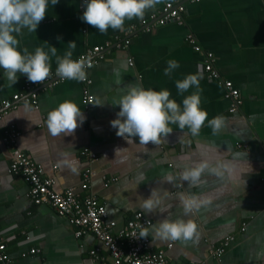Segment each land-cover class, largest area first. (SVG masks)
<instances>
[{"label": "crops", "instance_id": "0c3cea01", "mask_svg": "<svg viewBox=\"0 0 264 264\" xmlns=\"http://www.w3.org/2000/svg\"><path fill=\"white\" fill-rule=\"evenodd\" d=\"M167 2L185 5L183 23H160L151 17L162 14ZM82 15L79 0H59L55 6L49 4L36 32L23 29L18 36L21 49L48 51L55 46L60 57L69 50L68 42L75 41L73 59L94 46L111 45L86 69L95 96L90 106L83 101L82 81L66 79L36 90L37 108L32 101H19L0 120V232L10 264L111 261L92 232L76 236L78 228L68 218L27 197L28 183L8 171L10 155L16 151H25L41 163L46 174L56 179V190L72 186L81 196L96 195L118 225L136 211H143L152 225L166 218L193 219L198 240H165L155 235L152 225L145 229L151 248H164L172 264H264V0H165L147 11L143 20H126L124 30L109 28L106 33L84 22ZM191 34L203 50L213 53L221 78L239 89L241 103L234 110L223 84L203 74L206 56L188 40ZM126 39L127 45L114 44ZM169 60L180 66L166 76ZM57 66L56 57H51V68ZM198 69L201 107L208 120L223 118L217 133L206 120L195 136L187 127L170 124L172 133L162 136L159 144L141 145L138 137L128 144L116 135L111 122L120 107L115 103L130 86L167 89L182 107L183 99L196 89L180 94L176 82ZM17 75L18 82L9 87L0 68V102L29 93L24 87L26 75ZM64 100L76 102L86 119L73 135L53 137L47 114ZM10 127L19 132L14 144L4 140ZM85 148L96 159L83 155ZM200 163L208 165L200 183L192 185L181 178L186 169ZM86 170L90 178L84 190ZM151 193L155 206L148 212L143 204ZM182 197L194 198L198 207L185 213ZM229 235L233 239L218 258L213 251Z\"/></svg>", "mask_w": 264, "mask_h": 264}, {"label": "clouds", "instance_id": "9594fccd", "mask_svg": "<svg viewBox=\"0 0 264 264\" xmlns=\"http://www.w3.org/2000/svg\"><path fill=\"white\" fill-rule=\"evenodd\" d=\"M59 0H0V68L4 70V77L9 87L18 82V73L26 75L33 83H44L51 74V57H56V74L62 79L84 81L87 79V68L92 67L91 57L73 59L75 41L68 42L69 50L63 57L57 56V48L52 46L48 51L43 47H36L34 52L19 47L18 36L23 29L36 32L38 25L48 13L49 4L55 6ZM165 0H84L85 10L81 19L106 33L109 28L124 30L126 20H143L147 11L155 9ZM59 39V37H58ZM51 55H50V54ZM176 60H169L164 74L179 68ZM202 73L188 74L184 79L176 82L180 94L195 88L190 95L183 99L182 107L175 99L170 98L167 89L154 90L140 85L130 86L115 105L120 110L111 126L117 129L116 135L124 138L128 144L134 143L135 137L139 144H159L161 137H168L173 129L170 124H178L179 129L188 128L193 136L198 135L200 129L208 120L207 110L201 107L200 80ZM102 103L97 102L95 105ZM86 119L78 104L72 100L62 101L56 108L47 114V128L55 137L73 135L76 129ZM213 134L217 133L222 125L220 116L208 120ZM116 149V154L117 150ZM208 167L200 163L186 169L181 178L192 185L201 182L202 173ZM152 193L144 200L143 207L151 212L154 209ZM185 213L198 207L194 198L184 199ZM155 235L168 240L191 241L199 239L198 224L193 219L182 218L164 219L151 226ZM148 231L141 232V237H147Z\"/></svg>", "mask_w": 264, "mask_h": 264}, {"label": "built area", "instance_id": "2783aa9c", "mask_svg": "<svg viewBox=\"0 0 264 264\" xmlns=\"http://www.w3.org/2000/svg\"><path fill=\"white\" fill-rule=\"evenodd\" d=\"M79 9L83 13L85 10L84 0H79ZM184 4H174L167 2L162 10V14H152L151 17L160 23L175 20L179 23L184 22L183 12ZM188 40L194 45L198 52H203L206 56L203 63V74L211 79L220 81L225 89V96L230 98L232 102V110L241 103L240 91L236 88L231 80L222 79L218 70L214 66V55L210 51H205L199 44L196 43L195 37L191 34ZM129 39L116 41L114 44L118 47L124 43L129 44ZM111 42H106L104 45L94 46L82 52L74 59L84 57L86 60L91 57L92 66L96 64L102 57V50L106 46H110ZM66 79H62L56 74V70L51 68V74L44 83H33L29 80L25 81L24 87L29 93L21 92L14 94L11 98L0 102V120L2 117L19 101L31 102L34 107H38V94L36 90L39 88H48ZM83 101L87 106H90L95 101L94 94L90 91L88 84L91 80H84ZM19 132L10 127L7 134L4 136L7 144H14ZM82 154L96 159V154L85 148ZM8 171L14 175H19L28 183L27 197L35 204H48L57 212L58 215L64 216L70 220L78 229L76 236L82 235L85 231L92 232L98 239L101 240L104 247L109 251L111 256L110 263L102 264H172L167 257L166 250L159 248L153 250L151 248V239L149 236L141 237V232L152 225V220L143 212L136 211L129 217L125 223L118 225L116 220L110 219L108 211L104 203H102L96 195L84 194L80 195L74 187H68L62 190H56V179L53 176L46 174L45 167L33 160V158L25 151H16L10 155V164ZM90 171L86 170L84 182L81 184L82 189L89 187ZM233 236H226L222 242V246L216 248L213 252L220 258L225 250L224 245L228 244ZM172 243L168 244L171 247ZM36 251L32 249V252ZM94 255L96 250H92ZM100 257L99 255H96ZM0 264H10V258L6 253V239L0 232Z\"/></svg>", "mask_w": 264, "mask_h": 264}, {"label": "trees", "instance_id": "16d2710c", "mask_svg": "<svg viewBox=\"0 0 264 264\" xmlns=\"http://www.w3.org/2000/svg\"><path fill=\"white\" fill-rule=\"evenodd\" d=\"M82 83H83V87H84V85H85V82H83V81H82Z\"/></svg>", "mask_w": 264, "mask_h": 264}]
</instances>
